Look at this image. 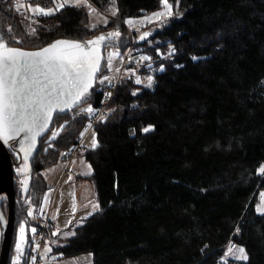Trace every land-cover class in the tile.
Returning a JSON list of instances; mask_svg holds the SVG:
<instances>
[{
	"label": "trees",
	"instance_id": "16d2710c",
	"mask_svg": "<svg viewBox=\"0 0 264 264\" xmlns=\"http://www.w3.org/2000/svg\"><path fill=\"white\" fill-rule=\"evenodd\" d=\"M109 1L88 0L102 10ZM167 1L175 14L147 37L155 49L173 46L156 65L154 86L120 80L106 120L94 125L98 146L80 152L92 167L85 176L99 208L53 249L88 252L89 264H264V214L255 204L264 190V0ZM115 3L117 17L106 24L91 27L84 5L66 6L36 19L29 35L16 1L0 0V33L9 46L34 49L115 29L124 51L133 45L124 21L160 9L162 0ZM103 85L91 90L92 108ZM88 118L73 109L55 114L50 129L63 130L54 141L49 131L42 136L28 161L17 218L26 225V248L23 255L12 250L19 264H29L30 228L37 225L28 213L41 207L44 171L69 158ZM230 239L245 249L246 261L224 257Z\"/></svg>",
	"mask_w": 264,
	"mask_h": 264
},
{
	"label": "snow or ice",
	"instance_id": "6c2138e0",
	"mask_svg": "<svg viewBox=\"0 0 264 264\" xmlns=\"http://www.w3.org/2000/svg\"><path fill=\"white\" fill-rule=\"evenodd\" d=\"M53 3L55 7L47 10L42 7L31 8L30 4L29 9L38 15L50 16L66 6L79 7L86 3V0H53ZM164 3L170 15L171 5H168L166 0ZM112 15H116L115 10L112 11ZM153 15L159 18L164 13ZM128 23L131 24L132 21ZM11 31L9 27L8 32L11 33ZM35 31V28L31 29L29 34H35ZM148 35L149 33H144L141 39H145ZM119 36L120 32L115 31L84 43L61 39L37 51H24L9 46L4 35L0 33V143L11 148L17 159L20 158L19 153L23 152L24 168L17 169L18 173L29 171L28 157L36 148L37 138L49 129L54 114L69 112L74 108H79L80 112H94L90 105L87 108L80 106L87 103L92 94L91 90L97 82V73L100 71L102 59L101 45L104 41L119 38ZM16 42L20 43L19 40ZM172 51L174 52V49ZM112 56L113 54L109 53V65ZM143 59L149 58L144 57ZM108 80L107 76L99 78L100 83ZM148 80L147 86L151 87L152 78L149 77ZM136 83H141L139 78L136 79ZM63 127L64 125H61L59 130L53 131L49 139L54 141ZM150 130H152L150 127L144 129L145 132ZM16 145H19V148ZM52 146L49 144V147ZM97 146L94 135L92 147ZM258 171L264 174V166H261ZM21 184L26 193L27 178L21 181ZM94 208L98 209L99 205H95ZM257 211L264 214V193L261 194V203ZM28 214L32 215L31 212ZM2 219V214H0V220ZM35 231L33 228L32 232L35 233ZM56 234L53 233V235ZM24 240L25 226L22 224L19 242L16 245L18 252H22ZM234 247L233 245L229 248V253ZM237 251L240 255L236 256V259L245 261L248 259L243 247L238 248ZM17 264H19V257Z\"/></svg>",
	"mask_w": 264,
	"mask_h": 264
},
{
	"label": "rangeland",
	"instance_id": "374dc122",
	"mask_svg": "<svg viewBox=\"0 0 264 264\" xmlns=\"http://www.w3.org/2000/svg\"><path fill=\"white\" fill-rule=\"evenodd\" d=\"M18 1V0H16ZM53 1V0H52ZM168 5H171L169 15V9L165 7L164 0H162V5L160 9L149 12L144 15L136 16V17H129L125 22V31L128 34L129 38L133 39V45L129 46L127 49L122 51L117 45L116 42L119 38H113L111 40H106L100 47V53L102 56L101 63H100V71L97 73V83L99 82V78L107 76L109 78L108 81H105L103 84H109L118 78V81L122 80L123 78H129L131 76L132 71H135L126 64V57L130 54L133 57H138L141 60L140 65L137 67V73H134V77H130V79L136 83V79L139 78L142 85H148L149 80L148 78H152L151 87L152 88L155 84V79L153 77L154 70L157 69L156 65L159 64L158 61L167 56L169 49H172V45L169 44L165 47V49L159 47L155 49L154 39L147 38L153 32L156 27H159L162 23L167 21L170 17L175 14L174 6L171 2L166 0ZM53 5V4H52ZM51 5V6H52ZM87 11L88 16V23L91 27L106 24L110 17L116 18L117 17V9L115 0H110L108 3V7L105 10L98 8L95 5H92L88 0L86 3L82 4ZM55 6V5H54ZM53 6V7H54ZM116 11V15H112V11ZM163 12L164 15L156 18L153 14ZM25 19V18H24ZM25 21V32L30 33L31 29L35 28L37 22L32 21L29 22L26 19ZM106 21V23H105ZM128 21H132L131 24ZM118 30L112 29L108 31L100 32L96 37H100L101 35L107 36L108 33L115 32ZM144 33H149V35L145 38L147 42L145 44H136L140 41L144 40L141 39V36ZM31 35V34H29ZM94 38L91 40H95ZM157 40V39H156ZM90 41V40H89ZM152 43V47L149 49L147 48ZM160 43V42H159ZM106 45V46H105ZM155 49V50H154ZM112 53V59L110 65L108 64V55ZM118 53V55L116 54ZM144 57H148L149 59H143ZM104 61V62H103ZM147 67L142 73V67ZM137 84V83H136ZM88 103V102H87ZM82 104L80 107L87 108L88 104ZM79 111V108H74L73 111ZM72 111V110H71ZM90 115L91 113H87L89 117L86 121L85 128L82 130L83 135H80V139H82L83 146L89 148L92 146L93 136L96 133L94 131V127L90 122ZM91 125V127H88ZM58 128H51L49 130V137L52 135V132L55 130H59ZM48 137V139H49ZM97 141V140H96ZM23 153V152H22ZM78 154V156H77ZM28 163V162H27ZM90 166V168H89ZM52 169H45L44 175L48 182V188L45 190L42 199H41V206H47L49 203V187H52V196L50 198V210L51 214L54 216L55 225L53 226V233H57L56 235H52L49 237L48 242L43 245V256H44V264H89L92 261L91 254L88 252L79 253L73 256H64L61 255L58 251L54 250L53 247L58 245L59 243H63L66 238L72 234L73 227L82 222V218L86 217L89 213L95 211V205H98L95 196L94 184L92 181L86 178L84 174H88L92 171V167L90 163L84 159L83 155L80 152L76 153L74 156L70 158H64L58 161L56 164L51 166ZM24 168V158L22 161L15 167L17 169ZM70 170V172L67 171ZM52 173V177L49 176L48 172ZM18 173V172H17ZM22 176L25 175L24 172H20ZM56 176V178H55ZM83 176V177H82ZM54 177V178H53ZM264 193V190H261L256 197V211L257 207L261 203V194ZM32 213L30 218L34 219V213L32 209L29 210ZM258 212V211H257ZM25 226V239H26V225ZM33 229L32 227L30 228ZM20 237V227L17 232V243L19 242ZM235 241V240H234ZM239 247L235 244V247L232 249V252L229 253V248L225 250L224 257H230L231 259H236V256H239V252L237 251ZM51 249V251H48ZM14 259L17 260L18 256L15 255ZM222 264V263H221Z\"/></svg>",
	"mask_w": 264,
	"mask_h": 264
},
{
	"label": "built area",
	"instance_id": "2783aa9c",
	"mask_svg": "<svg viewBox=\"0 0 264 264\" xmlns=\"http://www.w3.org/2000/svg\"><path fill=\"white\" fill-rule=\"evenodd\" d=\"M16 1V0H15ZM36 7H42L45 10H47L50 7L37 4V5H31V8ZM17 11L19 14H21L27 21L32 22L35 21L38 18L45 17V15H38L34 12H32L29 9V5H21L16 6ZM126 64L133 69L135 68V71L131 73L130 77H134V73H137V67L140 65L141 60L138 57H133L132 55H128L126 57ZM118 78L114 80L113 82L109 84L103 85L102 88V96L100 102L93 108L94 112L90 115V122L92 123L93 127L94 125L100 121L102 118H106L109 114V107L108 104L110 103L114 91L117 88L118 85ZM109 93L111 95H109ZM84 146L82 144V139L78 141V143L70 148L66 155L70 157L74 156L76 153L83 151ZM68 172H70L69 169H67ZM47 206H41L37 213H36V227H35V233L30 232V238H31V246H30V252H29V264H44V256H43V245H45L48 242L49 239V228L53 227L55 225V221L53 217L51 216L50 212V200H48ZM236 242L233 239H230L227 244L226 248H230L231 246H235ZM34 258V259H33Z\"/></svg>",
	"mask_w": 264,
	"mask_h": 264
},
{
	"label": "water",
	"instance_id": "95a60500",
	"mask_svg": "<svg viewBox=\"0 0 264 264\" xmlns=\"http://www.w3.org/2000/svg\"><path fill=\"white\" fill-rule=\"evenodd\" d=\"M142 12L144 11L142 10ZM50 44L51 43L44 45L42 47H39V48H34V49H26V48H22L19 46H11V47H15V48H18L24 51H37ZM54 116H53V119H54ZM53 119L51 121L49 129L52 125ZM105 120L106 118H102L101 122H104ZM49 129L45 133H43L40 137L37 138L36 148L33 151L32 155L28 157V161L32 158L33 154L35 153L38 147V144H39V139L42 136H44L49 131ZM16 147L19 148V145H16ZM19 154L20 156L22 155V158H24V154L22 152H20ZM13 163L14 162L11 158V152L9 150V147H6L2 143H0V193L5 192L7 195V199H8L7 217L5 219V217L2 216L3 219L1 220L2 239H1V244H0V264H9V260L11 256V249H12V244H13V237H14V228H15V222H16V184H15V179H14ZM25 248H26V243L23 242L22 252H20V255L24 254Z\"/></svg>",
	"mask_w": 264,
	"mask_h": 264
},
{
	"label": "flooded vegetation",
	"instance_id": "af4514ba",
	"mask_svg": "<svg viewBox=\"0 0 264 264\" xmlns=\"http://www.w3.org/2000/svg\"><path fill=\"white\" fill-rule=\"evenodd\" d=\"M10 150V149H9ZM11 152V158L13 160V168H14V179H15V184H16V222H15V228H14V237H13V244H12V249H11V256H12V264L13 262H16L17 260H15L13 257L16 254V251H14V255L12 253L13 248H15V250L17 249L16 245H17V232L19 229V226L17 224V218H18V207H19V203L20 200L24 197V195L22 194L24 191L22 189V184L21 181L24 180V176H22L20 173H17L15 170V167L22 161V155L20 156L19 159H17V156H15L12 153V150H10ZM20 155V154H19ZM7 210H8V199H7V195L5 192H1L0 193V214H2V216L7 217ZM33 211V210H32ZM34 213V211H33ZM35 214V213H34ZM33 218L36 220V215L33 216ZM1 239H2V227H1V220H0V244H1ZM25 241V240H24ZM23 241V242H24ZM22 242V243H23ZM10 256V259H11ZM9 264H10V260H9Z\"/></svg>",
	"mask_w": 264,
	"mask_h": 264
},
{
	"label": "crops",
	"instance_id": "0c3cea01",
	"mask_svg": "<svg viewBox=\"0 0 264 264\" xmlns=\"http://www.w3.org/2000/svg\"><path fill=\"white\" fill-rule=\"evenodd\" d=\"M37 5V4H40L39 2H36V1H32V0H18V1H16V6H21V5ZM41 5H43V4H41ZM55 4L53 3V5L51 6H47V7H50V8H54L55 6H54ZM45 6V5H44ZM54 6V7H53ZM78 156V155H77ZM49 169H52V167H49ZM48 172H50V171H48ZM89 174V173H88ZM85 175H87V174H84V176ZM49 176L50 177H52V173L50 172L49 173ZM83 177V176H82ZM54 178V177H53ZM55 178H56V176H55ZM51 191H52V187H49V200H50V198H51V196H52V193H51ZM50 212H51V210H50ZM89 215V214H88ZM51 216L53 217V219H54V216H53V214H51Z\"/></svg>",
	"mask_w": 264,
	"mask_h": 264
}]
</instances>
